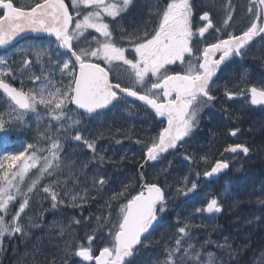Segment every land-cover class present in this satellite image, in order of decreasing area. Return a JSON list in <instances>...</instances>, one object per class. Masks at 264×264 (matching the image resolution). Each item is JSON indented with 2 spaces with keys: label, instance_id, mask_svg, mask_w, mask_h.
Segmentation results:
<instances>
[{
  "label": "snow or ice",
  "instance_id": "snow-or-ice-1",
  "mask_svg": "<svg viewBox=\"0 0 264 264\" xmlns=\"http://www.w3.org/2000/svg\"><path fill=\"white\" fill-rule=\"evenodd\" d=\"M137 3L138 0H32L20 5L17 0H0V50H14L7 59H0V94L10 109L0 114V133H6V126L13 122L19 124L31 116L36 117L37 124L45 120L47 129H38L36 142L15 152L5 149L0 153V247L5 237L23 239L33 229L45 231L49 227L45 220L48 214L56 216L69 207L79 208L80 218L73 216L68 229L53 225L59 227L61 237L66 230L72 236L71 244H65V256L70 250L78 258L76 264H134L136 255L151 243L169 198L182 195L187 199L196 192L200 173L185 174L173 192L169 190L166 169L147 182H142V171L135 181H119L118 189L114 188L116 178L108 176L102 165L122 162L125 157L121 156L120 161L106 158L109 149L99 143L105 139L104 126L93 132L84 129L82 121L100 120L121 107L131 112L139 101L141 108L151 110L154 120L162 118L156 120L158 131L153 129L154 136L135 140L142 145L140 168L159 161L166 153H179L194 139L203 110L217 100V81L231 60L247 55L257 37L264 39V0H249L247 23L238 33L229 31L237 24L232 0H223V15L215 23L210 6L197 9L196 0H154L147 19L141 14L139 23L129 21ZM216 15L220 17V13ZM210 30L217 39L207 43L205 34ZM222 31L224 36L220 37ZM19 39L27 43L17 48ZM16 55L21 58L19 63H9ZM22 76H27L33 87L26 89ZM17 82L19 87L14 86ZM241 83L248 84L246 75L241 77ZM243 92L244 89L225 91V95L231 99ZM247 93L251 105L264 106V80L247 87ZM84 131L87 136L82 134ZM122 132L118 128L113 134L108 129L113 138ZM238 132L236 128L230 135L235 137ZM123 138L129 137L124 134ZM41 140L46 147L39 146ZM122 142L115 139L116 144ZM66 143L89 150L88 162L93 163V171L84 172L88 163H81L80 171L85 183L91 175L90 188L80 187V177L72 173L68 179H60L68 156L78 155L66 152ZM223 152L247 155L250 148L235 143ZM229 168L228 160L218 159L203 176L212 178ZM31 169H36L38 175L22 192L21 185ZM45 178L46 182L41 183ZM69 180L76 192L67 187ZM103 195L108 196L104 201L106 214L94 218L96 228L91 223L85 225L91 234L76 236L71 229L91 219L83 215L85 205ZM37 196L43 197L48 207L41 205L38 214L30 216L26 209L31 211L30 200L35 204ZM224 198L211 196L200 206H193L184 221L177 216L176 235L162 246L154 264H238L239 249L227 243V238L224 244L207 239L199 246L191 242V216L221 213ZM117 201L118 211L114 214L113 202ZM102 238L107 244L94 249V242ZM41 255L39 264H57L60 258L59 251Z\"/></svg>",
  "mask_w": 264,
  "mask_h": 264
},
{
  "label": "rangeland",
  "instance_id": "rangeland-1",
  "mask_svg": "<svg viewBox=\"0 0 264 264\" xmlns=\"http://www.w3.org/2000/svg\"><path fill=\"white\" fill-rule=\"evenodd\" d=\"M241 18L244 27V24L247 23V13L242 12ZM245 57L255 59L258 62H264V39L259 41L253 48L247 51V55ZM7 58L8 57H0V59ZM14 59H18V62L17 60L16 62L19 63L21 58L19 55L17 57L14 56L9 60V63H12ZM13 67L15 68L16 65L14 64ZM20 79L23 80L26 89L33 87L32 82L27 78V76H22L20 77ZM5 100L6 98L2 94H0V101ZM114 111L118 114H111V116L104 115L100 120L95 121L84 118L82 123L84 129L93 132L96 131V129L100 128L101 125H103L104 127L102 130L104 131L105 139L99 141V143L105 148L109 149L106 158L111 157L113 161H120V157L123 155L119 153V149L123 148L120 147L118 149V144L114 145V143L115 139H123V133L126 126L125 119L130 111L125 107L115 109ZM260 116H262V114H260ZM75 118L81 119L79 116H75ZM45 125V120H41L39 124H37L35 116H31L30 118L25 117L23 122L19 124L13 122L11 126H6V133H0V150L4 148L6 140H8V142L11 141V138L9 137L11 131H30L31 133H33V139L31 143H34L38 138V129L41 132L47 131ZM109 128H111L113 134L116 133V129L118 128L123 130L121 134L115 135V138L111 137V148L108 144L110 143L108 141L110 137L108 135ZM82 134L87 136L88 132L84 131ZM39 146L46 147L47 144L43 140H41ZM257 146L258 145L254 147L252 146V148L250 147V151L252 154L251 157H244L243 161L246 169L242 171V174L227 179V181L222 184L217 194L214 192V188L209 187L206 180H204L203 173L207 170L208 164H199L193 170V172L200 173V176L199 178H196V181H199L201 178L203 180H201L200 184L198 185L196 192L190 193L187 199L182 195L171 197V199H175V203L172 200H169L168 208L172 212L173 216L171 220L166 221L163 228L159 231V245L157 246V250L151 249V251L149 252L140 253L137 259L138 264H154L157 254L162 250V246L166 242H168L174 235H176L174 225L177 224V216H179L180 221H184L187 216H190L193 206H200L201 204L205 203L211 196H215V194L217 196H225V198L222 200V203L224 205L223 211L214 215L205 213L200 216H191V231L194 234L193 240L191 242L199 246L200 243H203V241L207 239L215 243L224 244L225 238H227V243L231 244L233 247L236 246L235 248L239 249L238 255H240V253H243L244 249H249L253 244L250 236L248 235V228H251L253 230V226L254 229L255 227H258V223L254 221L261 219L262 217L260 216H264V213H258V211H256L254 215L250 214L247 210L246 212L244 210V207L246 206L250 209L255 207L256 204H258L264 198V180L260 177L258 172L251 167H255L256 165H258V163L264 157V147L257 148ZM64 148L66 152H74L78 153V155L68 156L67 160L64 163V172L63 174H61L60 179L62 181L66 180L68 179L69 173H72L75 176L80 177V180L77 182L80 187L90 188L91 175H89V181L85 183L83 180V173L80 171L81 163H88V167L84 169L85 173H91L93 171L94 165L93 163L88 162L90 159V155L88 154L87 149L83 146L74 147L73 144L68 143L64 145ZM125 160L126 157L122 162L105 163L104 165H102V167L107 171L108 176H114L118 184L119 181L126 182V180L130 179V174L126 171L129 169V167L126 166ZM166 165L167 164L163 165L162 169H166L169 176L170 173H172V180L174 182L172 181V184L169 185V190L175 192V188L178 186L177 182L181 180L185 174H188L191 171H185V169L181 166L170 165L169 167H166ZM37 175L38 173L36 169H31L29 171V173L24 178L23 184L21 185L22 192L27 191V187L30 186L31 181L35 179ZM193 178L195 177H190V180ZM46 179L47 178H45V180H42L41 183H45ZM67 187L72 188L73 192L77 191V188L74 187V184L71 180L68 181ZM225 189L228 190L227 193H225ZM83 194L84 193L81 191L80 195ZM92 195H95V193L93 192ZM107 197V195L97 196L96 202H90L85 205L86 211L85 213L83 212V215L85 214V217H90L91 219L90 221H86L84 225L91 223V227L96 228L94 218L96 216L106 214L107 209L104 206V201ZM41 205L44 208L48 207L47 201L44 200L43 197L37 196L35 204H33V202L30 200L31 211H29L28 209H26V211L29 212L30 216H35L38 214ZM11 207L12 206L10 205V209ZM76 209L79 208L73 209L69 207L66 211H63L56 216L48 214L46 215L45 220L49 227L46 228V230L43 232L38 229L32 230L31 235L35 234V238H32V240L34 241V246H36V257L42 259L41 254L47 255L59 251L60 258L57 259V264H61V259L63 260V264H65V262H68V264H70L73 255H71L69 250V253L65 256L63 250L65 249L66 243H68L69 245L71 244L72 236H70L69 231L66 230L64 236L61 237L59 227H54L53 225L59 224L68 229L69 221L73 216H75L74 214L78 213L80 215L81 210L76 211ZM116 211H118V208H114L113 206L114 214ZM228 223L230 224V226H226ZM84 225L74 227L73 229H71V231H73L74 234L79 237H85L86 235L91 234V229ZM210 250L214 251L215 249L213 248ZM262 259H264V250L260 251L250 264H261Z\"/></svg>",
  "mask_w": 264,
  "mask_h": 264
},
{
  "label": "flooded vegetation",
  "instance_id": "flooded-vegetation-1",
  "mask_svg": "<svg viewBox=\"0 0 264 264\" xmlns=\"http://www.w3.org/2000/svg\"><path fill=\"white\" fill-rule=\"evenodd\" d=\"M17 2L20 5H24L31 3L32 0H17ZM65 2L68 3L69 0H65ZM159 2L163 3L164 0H159ZM248 3L249 0H232L233 7L235 8L237 14V24L235 27L229 29L230 32L238 33L239 30L243 27L241 14L242 12H246ZM196 6L197 9L203 6H210L211 11L214 13V23L223 15L221 11V9L223 8V0H196ZM153 8L154 0H138L137 8L129 17V21L134 20L139 23L141 14H144L143 18L147 19L148 11ZM216 13H220V17H218ZM124 27L127 28L128 24L125 23ZM219 36H224L223 31L219 34ZM205 37V42L207 43L214 42V40L217 39V35L212 33L211 30L209 33L205 34ZM261 40L262 39L260 38L255 41L247 51L253 48ZM25 43H27V41L22 39L17 44V48L23 46ZM11 51L14 50L9 49L8 52H0V57H9ZM17 56L18 55H16L15 57ZM245 56L243 58L234 57L229 63L228 68L221 76V79L217 81V88L215 91L217 100L212 105L206 107L201 113L200 128L197 130L196 135L191 143L185 145L184 148H181L179 153H176L174 155L165 154L164 158L160 159L159 161L149 162L148 164H145L143 169L140 168V164L143 163L141 159L142 145L136 144L135 140L137 138L146 140L147 137L154 136L155 131H153V129H156L158 131V128L156 127V120L162 118L157 117L154 120L152 118V115L150 114L151 110L145 111L140 107V104L142 102H136L135 107L125 119L126 126L123 135L127 134L129 138H123V142L121 144L117 145L116 143H114V145H117L118 149L120 147L123 148L119 149V153L126 157L125 164L127 167H129V169L126 171L130 174V179L126 180V182L135 181L142 171L144 172V181L142 182L154 180L155 177L160 174L162 166L165 164H167L166 167H169L170 165L181 166L185 169V171L189 170L193 172V170L199 164L207 163L208 168L206 171H208L214 165L216 160L226 159L230 164V168L228 170H225V173L219 179L215 181H208L204 177V180H206L209 187L214 188V192L217 194L220 190V187L225 183V181H227V179L242 174V171L244 170L243 159L244 157H251L252 154L250 153V155L247 157L242 153L232 154L223 152V149L228 145L235 143L244 144L249 148H252L251 144L244 143L245 140H249V135L244 134V123L252 119L251 115L258 117L260 114H262V116L259 117L264 119V107H255L251 105L247 93V87H250V84H259L260 81L264 80V62H258L255 59L246 58ZM13 57L14 56H11V58ZM16 60L18 62V59ZM16 60L14 59V61ZM245 75L248 81L247 86L241 83V77ZM243 88V94L233 96L231 99L227 98L225 95V91L239 92ZM132 99L133 98H130V100ZM128 107L132 108V105L130 104ZM114 110L106 113L105 115L111 116V114H118ZM236 128L239 129V132L235 137H233L230 135V132ZM108 141L110 142L108 144L111 148V137H109ZM87 152L89 155H91L89 150H87ZM222 152L223 156H221ZM186 156L191 157V159L186 160ZM172 178V173H170V176L168 175V185L172 184ZM160 179L162 182L164 177L161 176ZM201 180L203 179L201 178L199 181H196L197 185L200 184ZM113 187L118 189V183L114 184ZM216 194L215 196H217ZM107 199L108 197L105 198V200ZM169 200L175 202L173 199H171V197L169 198ZM117 203L119 202H113L114 208H116ZM78 210L81 209H76V211ZM85 211L86 208L83 212L85 213ZM172 216V212L169 208H167V211L163 214L160 226L156 228V231L153 232L150 238L151 243H149L148 247L142 249L140 253L149 252L151 251V249L157 250V246L159 245V231L163 228L166 221L171 220ZM32 238H35V234L29 235L28 237L23 239L18 237H5L3 246L0 250V264H39V261L41 259L36 257V246H34V241L32 240ZM106 244L107 240L102 238L94 242L93 247L94 249H100ZM139 254H137L134 258V264H138L137 259L139 257ZM77 260L78 258L73 256L70 264H76ZM65 264H68V262H65Z\"/></svg>",
  "mask_w": 264,
  "mask_h": 264
},
{
  "label": "trees",
  "instance_id": "trees-1",
  "mask_svg": "<svg viewBox=\"0 0 264 264\" xmlns=\"http://www.w3.org/2000/svg\"><path fill=\"white\" fill-rule=\"evenodd\" d=\"M15 86L19 87V82H17ZM9 110L10 109H9L8 104L5 101H0V114H6ZM251 118L252 119L244 123V126H243L244 134L249 135V140L248 139L245 140L244 143H249L253 147L258 145L257 148L264 147V125H263L264 119L260 117L258 118L254 115H251ZM28 132L11 131L10 136H9L11 138V141L10 142H8V140L5 141L4 148L0 150V153H3L5 149L9 153L15 152L19 150L23 145L27 143H31L33 139V135H32L33 133H31L30 131ZM258 164L259 165H256L255 167H252V168L256 170L258 174L260 175V177L264 180V157L261 159V161ZM262 200H264V198ZM261 201L258 204H256L255 207L251 209L247 206L244 207L245 212L247 210L250 214H254V215L256 211H258V213H264V203H262ZM76 216L80 218V215L78 213H76ZM260 217L262 218L258 219L257 221H254L258 223V227H255V229L253 227V230L251 228H248V232H249L248 235L251 238L253 247L251 246L249 249H244L243 251L244 254L241 253L240 255L241 257L238 255L239 257L237 258L238 264L241 263L240 260H242L241 264H250L252 260H254V258L258 255V253L264 250V227H263L264 226V216H260ZM226 226H230L229 223Z\"/></svg>",
  "mask_w": 264,
  "mask_h": 264
},
{
  "label": "water",
  "instance_id": "water-1",
  "mask_svg": "<svg viewBox=\"0 0 264 264\" xmlns=\"http://www.w3.org/2000/svg\"><path fill=\"white\" fill-rule=\"evenodd\" d=\"M258 39H260V37H257L253 42H252V44L255 42V41H257ZM22 39H19V41H21ZM251 44V45H252ZM250 45V46H251ZM249 46V47H250ZM0 52H2V50H0ZM134 99V98H133ZM255 107H262V106H255ZM264 107V106H263ZM250 153H251V151L247 154V155H245V156H249L250 155ZM167 154V153H166ZM165 155V154H164ZM225 173V171L223 172V173H221L220 175H218V176H214V177H212V178H206L208 181H215V180H217V179H219L223 174Z\"/></svg>",
  "mask_w": 264,
  "mask_h": 264
},
{
  "label": "bare ground",
  "instance_id": "bare-ground-1",
  "mask_svg": "<svg viewBox=\"0 0 264 264\" xmlns=\"http://www.w3.org/2000/svg\"><path fill=\"white\" fill-rule=\"evenodd\" d=\"M254 68H255V67H254ZM256 68H257V66H256ZM258 68H259V67H258ZM242 71H243V70H242ZM254 71H255V70H254ZM243 72H244V71H243ZM256 73H257V72H256ZM252 74H254V73H252ZM252 74H251V75H252ZM258 74H259V73H258ZM239 75H240V74H239ZM249 75H250V74H249ZM263 76H264V75H263ZM250 80H252V79H250ZM255 82H256V81H255ZM244 85H245V84H244ZM250 85H251V84H250ZM246 86H247V85H246ZM241 88H242V87H241ZM243 89H244V88H243ZM259 114H260V113H259ZM259 116H260V115H259ZM263 125H264V124H263ZM240 131H241V130H240ZM246 139H247V138H246ZM254 154H255V153H254ZM141 162H142V161H141ZM255 164H256V163H255ZM258 165H259V164H258ZM125 167H126V166H125ZM137 167H138V166H137ZM241 167H243V166H241ZM244 167H245V166H244ZM251 167H253V166H251ZM249 168H250V167H249ZM240 169H241V168H240ZM244 169H246V167H245ZM258 169H259V168H258ZM258 169H257V170H258ZM241 170H242V169H241ZM262 181H263V180H262ZM174 200H175V199H174ZM174 203H175V202H174ZM260 207H261V206H260ZM242 210H243V209H242ZM244 213H245V212H244ZM74 215H75L76 218H78V217L76 216V213H75ZM232 215H233V214H232ZM84 216H86V215L84 214ZM227 216H228V215H227ZM78 219H79V218H78ZM223 222H224V221H223ZM221 224H222V223H221ZM251 224H252V223H251ZM82 225H84V223H83ZM229 225H230V224H229ZM84 226H85V225H84ZM240 226H241V225H240ZM240 226H239V227H240ZM243 226H244V225H243ZM253 227H254V226H253ZM263 227H264V226H263ZM241 228H242V227H241ZM243 228H244V227H243ZM236 229H237V228H236ZM166 232H167V231H166ZM226 235H227V234H226ZM229 237H230V236H229ZM236 237H237V236H236ZM240 241H241V240H240ZM237 243H238V242H237ZM237 246H238V245H237ZM235 247H236V246H235ZM252 247H253V246H252ZM240 252H241V251H240ZM248 253H249V252H248ZM243 254H244V253H243ZM240 255H241V253H240ZM240 255H239V256H240ZM240 257H241V256H240ZM237 258H239V257H236V259H237ZM240 261H241V263H242V260H240ZM240 261H239V263H240ZM241 263H240V264H241Z\"/></svg>",
  "mask_w": 264,
  "mask_h": 264
}]
</instances>
